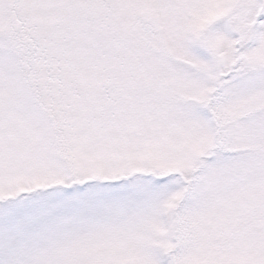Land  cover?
Segmentation results:
<instances>
[{"label":"snow or ice","instance_id":"1","mask_svg":"<svg viewBox=\"0 0 264 264\" xmlns=\"http://www.w3.org/2000/svg\"><path fill=\"white\" fill-rule=\"evenodd\" d=\"M0 264H264V0H0Z\"/></svg>","mask_w":264,"mask_h":264}]
</instances>
